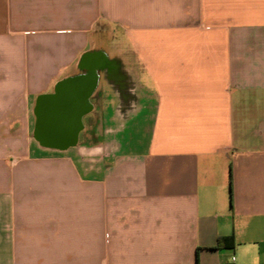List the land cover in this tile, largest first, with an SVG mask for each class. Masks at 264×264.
<instances>
[{
  "label": "crops",
  "instance_id": "obj_1",
  "mask_svg": "<svg viewBox=\"0 0 264 264\" xmlns=\"http://www.w3.org/2000/svg\"><path fill=\"white\" fill-rule=\"evenodd\" d=\"M0 264H264V0H0Z\"/></svg>",
  "mask_w": 264,
  "mask_h": 264
},
{
  "label": "water",
  "instance_id": "obj_2",
  "mask_svg": "<svg viewBox=\"0 0 264 264\" xmlns=\"http://www.w3.org/2000/svg\"><path fill=\"white\" fill-rule=\"evenodd\" d=\"M93 86L92 76L78 78L61 83L54 95L39 98L35 136L43 146L66 148L77 141Z\"/></svg>",
  "mask_w": 264,
  "mask_h": 264
},
{
  "label": "trees",
  "instance_id": "obj_3",
  "mask_svg": "<svg viewBox=\"0 0 264 264\" xmlns=\"http://www.w3.org/2000/svg\"><path fill=\"white\" fill-rule=\"evenodd\" d=\"M229 239L233 242L234 241V238L233 236L229 237Z\"/></svg>",
  "mask_w": 264,
  "mask_h": 264
}]
</instances>
